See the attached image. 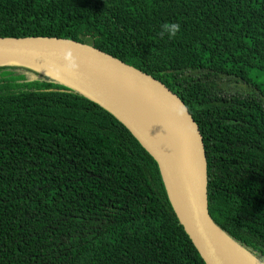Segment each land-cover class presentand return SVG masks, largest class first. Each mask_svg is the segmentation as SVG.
Here are the masks:
<instances>
[{
	"label": "trees",
	"instance_id": "1",
	"mask_svg": "<svg viewBox=\"0 0 264 264\" xmlns=\"http://www.w3.org/2000/svg\"><path fill=\"white\" fill-rule=\"evenodd\" d=\"M45 36L89 43L182 99L204 138L210 215L264 264V0H0V37ZM0 264L206 262L125 125L3 64Z\"/></svg>",
	"mask_w": 264,
	"mask_h": 264
},
{
	"label": "water",
	"instance_id": "2",
	"mask_svg": "<svg viewBox=\"0 0 264 264\" xmlns=\"http://www.w3.org/2000/svg\"><path fill=\"white\" fill-rule=\"evenodd\" d=\"M3 64L40 72L98 103L125 125L157 162L177 218L206 264H245L234 244L260 262L212 219L204 138L187 106L168 86L89 43L61 37H0ZM116 78L149 98L166 116L186 151L188 171L167 137L114 84Z\"/></svg>",
	"mask_w": 264,
	"mask_h": 264
},
{
	"label": "bare ground",
	"instance_id": "3",
	"mask_svg": "<svg viewBox=\"0 0 264 264\" xmlns=\"http://www.w3.org/2000/svg\"><path fill=\"white\" fill-rule=\"evenodd\" d=\"M71 84L86 90L80 83L69 80ZM114 84L119 87L123 93L128 97V99L140 110L144 115L148 117L158 128L159 130L167 137L171 143L173 149L175 150L178 158L180 159L184 169L189 170V161L182 143L172 128L169 120L166 116L160 111V109L146 96L140 92L135 91L131 88L126 82L120 79H114ZM87 91V90H86ZM234 249L238 256L244 261L245 264H260L257 260L249 256L245 251L234 244Z\"/></svg>",
	"mask_w": 264,
	"mask_h": 264
},
{
	"label": "clouds",
	"instance_id": "4",
	"mask_svg": "<svg viewBox=\"0 0 264 264\" xmlns=\"http://www.w3.org/2000/svg\"><path fill=\"white\" fill-rule=\"evenodd\" d=\"M180 30V25L178 23H165L162 25V31L160 36L163 37L167 34L168 38L171 39L177 35Z\"/></svg>",
	"mask_w": 264,
	"mask_h": 264
}]
</instances>
